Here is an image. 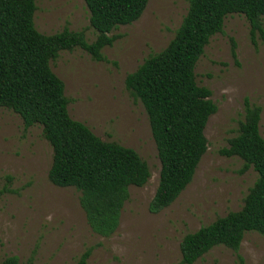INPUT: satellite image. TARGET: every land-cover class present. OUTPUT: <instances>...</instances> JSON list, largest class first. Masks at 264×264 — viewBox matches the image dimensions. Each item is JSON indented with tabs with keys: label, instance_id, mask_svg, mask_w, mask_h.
I'll return each instance as SVG.
<instances>
[{
	"label": "rangeland",
	"instance_id": "374dc122",
	"mask_svg": "<svg viewBox=\"0 0 264 264\" xmlns=\"http://www.w3.org/2000/svg\"><path fill=\"white\" fill-rule=\"evenodd\" d=\"M36 4L34 22L40 33L53 35L67 28L84 32L88 43L96 40L84 0ZM188 8V0H149L138 21L111 33L118 39L103 49L104 61L76 48L62 51L51 62L65 84L71 118L104 141L134 149L151 170L145 187L130 188L113 235L105 237L92 229L81 192L50 182L53 150L42 127L26 128L19 115L0 110V262L15 256L21 264H77L92 249L87 264H182L185 235L242 208L258 173L251 168L240 174L244 162L219 152L238 134L247 99L262 108L264 138V38L259 32L251 34L244 15L233 14L225 19L223 31L211 38L196 66L198 85L212 91L218 108L205 129L208 150L180 197L158 214L150 211L161 162L149 116L125 81L168 46ZM195 264H264V237L249 232L238 252L219 246Z\"/></svg>",
	"mask_w": 264,
	"mask_h": 264
},
{
	"label": "trees",
	"instance_id": "16d2710c",
	"mask_svg": "<svg viewBox=\"0 0 264 264\" xmlns=\"http://www.w3.org/2000/svg\"><path fill=\"white\" fill-rule=\"evenodd\" d=\"M37 0H0V110L20 116L26 128L42 127L53 150L50 182L81 192V206L92 229L113 235L130 198V188L145 187L151 176L146 161L132 148L98 137L88 126L71 118L65 84L52 70L62 51L81 48L92 58L105 60L103 49L118 39L111 33L132 25L149 0H84L91 27L97 32L88 43L84 32L64 29L44 35L35 26ZM189 8L175 37L161 52L147 58L126 77V88L143 104L161 162L159 186L150 204L158 214L169 208L194 179L208 150L205 129L217 105L212 91L196 80V66L211 38L224 29L229 15H244L251 34L264 38V0H188ZM235 46L233 55L236 57ZM262 108L245 102L238 134L219 154L238 157L240 174L253 168L258 179L239 211L217 218L188 233L182 240V264H195L216 247L238 252L245 235L264 237V138L260 133ZM3 193H0V195ZM92 249L77 264H87ZM242 261V257L239 256ZM0 264H21L8 257ZM28 264H31L29 262Z\"/></svg>",
	"mask_w": 264,
	"mask_h": 264
}]
</instances>
